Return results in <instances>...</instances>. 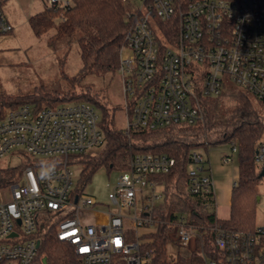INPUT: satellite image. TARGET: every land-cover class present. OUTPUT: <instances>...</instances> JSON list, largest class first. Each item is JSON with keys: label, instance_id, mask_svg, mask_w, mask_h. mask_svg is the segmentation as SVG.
<instances>
[{"label": "built area", "instance_id": "built-area-1", "mask_svg": "<svg viewBox=\"0 0 264 264\" xmlns=\"http://www.w3.org/2000/svg\"><path fill=\"white\" fill-rule=\"evenodd\" d=\"M121 1L133 21L119 50L125 133L197 125L203 119L200 101L235 85L264 105V0ZM47 6L62 11L64 22L72 0H47ZM12 31L0 0V35ZM99 123L87 102L39 111L23 105L0 117V158L20 150L49 160L0 190V264H47L39 254V229L50 219L44 212L64 216L56 235L72 246L79 264H148L151 253L142 244L153 242L162 226L168 227L170 264H264V221L249 231H231L196 225L188 213L173 220L158 214L165 197L161 177L176 164L167 155L123 153L125 167L104 208L78 191L70 158L103 148ZM256 161L264 167V141ZM187 178V192L217 216L214 175L203 151L191 152ZM7 190L11 199L4 201Z\"/></svg>", "mask_w": 264, "mask_h": 264}, {"label": "trees", "instance_id": "trees-1", "mask_svg": "<svg viewBox=\"0 0 264 264\" xmlns=\"http://www.w3.org/2000/svg\"><path fill=\"white\" fill-rule=\"evenodd\" d=\"M127 13L128 8L121 0H72L71 8L63 14L66 17L64 22H56L61 18L62 11H55L46 5L43 11L29 19V23L37 37L56 28L57 34L53 39H67L68 43L79 44L82 70L77 76H66L70 84L79 85L89 75L106 78L117 73L118 52L133 24L132 19L127 18ZM50 44L53 45L52 42ZM86 91L81 98L101 112L99 125L105 136V145L98 153L75 157L76 162L84 164V181L79 183L83 187L77 186L78 191L84 190L92 174L99 168L119 170L117 159L121 152L130 155H167L174 158L176 164L170 173L161 177L165 182V197L163 206L158 209L160 216L173 220L176 214L188 213L199 226L220 225L231 231H249L255 228L256 205L260 202L258 187L263 179V166L257 163L256 153L264 135V124L244 91L226 87L218 96L207 98L203 102L204 127H197L200 124L172 125L156 130L132 129L128 133L116 128L114 121H110L108 106L92 94L89 87ZM76 95L45 87L18 96L0 93V117L8 110L23 105H30L35 111H39L68 102H78L76 99L79 97ZM231 95L235 97L237 104L232 110H226L221 106L220 100ZM227 143L237 148L239 167L238 178L232 189L230 218L223 220L204 211L201 200L187 192V172L193 150H201L208 156L211 146ZM20 153L23 160L18 166L5 169L0 167V190L18 183L28 167L37 170V167L46 165L45 162L35 161L25 152ZM43 214L50 219L45 221V228L39 229L38 236L42 242L39 254L47 264H79L72 246L59 241L56 235V224L64 216L46 212ZM152 237L153 242L142 244V251L151 253L148 264H170L166 252L169 242L168 227H160ZM209 237L212 238V234Z\"/></svg>", "mask_w": 264, "mask_h": 264}, {"label": "rangeland", "instance_id": "rangeland-1", "mask_svg": "<svg viewBox=\"0 0 264 264\" xmlns=\"http://www.w3.org/2000/svg\"><path fill=\"white\" fill-rule=\"evenodd\" d=\"M46 3L47 0H2V10L14 27L12 32L0 35V93L18 96L45 87L60 93H75L79 97L76 101L84 102L81 96L85 95V91L89 87L91 93L108 106L110 121H114L116 128L125 130L127 115L123 85L118 69L112 77L100 78L89 75L83 80L82 84L72 85L68 82L66 76H77L83 67L79 44L77 42L68 43L67 39H53L57 34L56 28L51 29L41 37H37L33 33L29 19L44 10ZM59 21L61 19L56 22ZM51 42L53 45L50 44ZM232 87L239 89L236 85ZM246 94L250 97L253 108L264 124V105L252 93ZM205 100L200 101L203 119L197 127H204L205 111L203 102ZM220 103L226 110H232L237 104L235 97L232 95L225 96L220 100ZM97 112L101 120V112L99 110ZM262 141H264V135ZM232 148L229 143L214 145L209 148L208 153L216 185V199L218 202L216 213L223 220L230 218L232 189L238 178L239 156L237 152L233 153ZM99 151L101 149H94L90 153H98ZM122 153L124 152H121L117 159L119 168L125 167L126 156H122ZM226 156H231L233 160L225 162ZM22 158L20 150H15L13 153L0 158V167L3 169L16 167L22 162ZM34 160L49 161L39 158H34ZM70 162L76 174V183L79 186V183L82 184L84 181L82 178L84 164L76 162L75 157H71ZM119 173L117 169L109 171L105 167L99 168L92 174L86 187L84 186V193L95 197L98 203H103L99 206L104 208L108 203L107 195L111 190V185L115 183ZM79 187L83 186L80 185ZM258 189L260 202L256 205L255 226L262 224L264 221V177ZM10 199V190H7L4 201ZM131 213H133L132 210ZM142 232L141 230L140 233ZM141 239L143 240V236H141Z\"/></svg>", "mask_w": 264, "mask_h": 264}, {"label": "water", "instance_id": "water-1", "mask_svg": "<svg viewBox=\"0 0 264 264\" xmlns=\"http://www.w3.org/2000/svg\"><path fill=\"white\" fill-rule=\"evenodd\" d=\"M261 176L264 177V167H263V169H262ZM258 200H260V197H258ZM38 245H39V244H38Z\"/></svg>", "mask_w": 264, "mask_h": 264}, {"label": "crops", "instance_id": "crops-1", "mask_svg": "<svg viewBox=\"0 0 264 264\" xmlns=\"http://www.w3.org/2000/svg\"><path fill=\"white\" fill-rule=\"evenodd\" d=\"M47 4V3H46ZM46 4H45V7H46ZM43 11V10H42ZM41 12V11H40ZM7 17V16H6ZM7 19H8V17H7ZM8 21L10 22V20L8 19ZM11 23V22H10ZM12 24V23H11ZM13 25V24H12ZM14 27V26H13Z\"/></svg>", "mask_w": 264, "mask_h": 264}, {"label": "snow or ice", "instance_id": "snow-or-ice-1", "mask_svg": "<svg viewBox=\"0 0 264 264\" xmlns=\"http://www.w3.org/2000/svg\"><path fill=\"white\" fill-rule=\"evenodd\" d=\"M117 244H119V241H117ZM86 251V249H84Z\"/></svg>", "mask_w": 264, "mask_h": 264}]
</instances>
